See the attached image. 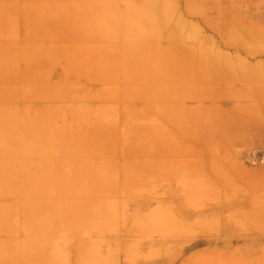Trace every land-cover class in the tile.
<instances>
[{
    "label": "rangeland",
    "instance_id": "374dc122",
    "mask_svg": "<svg viewBox=\"0 0 264 264\" xmlns=\"http://www.w3.org/2000/svg\"><path fill=\"white\" fill-rule=\"evenodd\" d=\"M0 264H264V0H0Z\"/></svg>",
    "mask_w": 264,
    "mask_h": 264
}]
</instances>
